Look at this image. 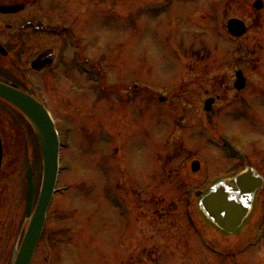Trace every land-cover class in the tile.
Wrapping results in <instances>:
<instances>
[{
	"label": "rangeland",
	"instance_id": "rangeland-1",
	"mask_svg": "<svg viewBox=\"0 0 264 264\" xmlns=\"http://www.w3.org/2000/svg\"><path fill=\"white\" fill-rule=\"evenodd\" d=\"M31 1L0 0L26 4L5 25L33 13L52 32L71 22L75 47L102 73L78 75L72 51L68 64L32 75L62 142L57 188H67L52 199L32 264H264V236L239 263L216 256L235 237L206 225L194 199L244 166L264 177V0L259 11L256 0H83L90 10L79 21L81 0ZM229 19L246 24L243 38L227 34ZM32 32L29 56L67 40ZM237 70L241 92L233 89ZM0 133V260L9 264L24 229L27 161L36 195L42 168L29 128L2 103Z\"/></svg>",
	"mask_w": 264,
	"mask_h": 264
},
{
	"label": "water",
	"instance_id": "water-1",
	"mask_svg": "<svg viewBox=\"0 0 264 264\" xmlns=\"http://www.w3.org/2000/svg\"><path fill=\"white\" fill-rule=\"evenodd\" d=\"M262 4L256 1L253 8L260 10ZM23 9L22 5H15L11 7H0V13L11 14ZM227 31L233 37L239 38L246 32V28L242 22L238 20H230L226 25ZM0 54L6 53L0 47ZM50 63V58L47 56L41 61H36L32 64L34 69H41L46 64ZM244 79L241 72H236V81L234 88L242 90L244 88ZM0 99L13 107L26 121L31 128L41 154L42 159V177L38 193V197L34 203V180L32 174L31 162H28L27 167V194L25 207V222L27 226L20 244L15 247L12 260L10 264H31L33 255L38 245L39 239L43 232L46 212L50 205L58 176V157H59V140L54 125L43 106L33 99L29 94L19 92L18 90L0 84ZM164 102V99H160ZM209 100L205 102V111H209L211 103ZM223 144L227 147L229 153L233 156L239 154L235 152L232 147L223 140ZM2 158V149L0 142V165ZM193 172L198 171L199 163L193 162L191 164ZM250 173L239 176L235 179V185L240 190V194L235 195L237 203H240L242 194H246L250 190L249 182L252 179L249 177ZM259 182L254 184L257 188ZM248 189H247V188ZM254 188L251 187V190ZM224 187L222 183H218L213 187V190L201 199V206L206 215L213 221V223L220 229L226 232H232L240 223L243 213L237 212V207L232 208L233 204L227 203L228 195L224 194ZM202 193L197 192L196 197H200ZM234 201V200H233Z\"/></svg>",
	"mask_w": 264,
	"mask_h": 264
},
{
	"label": "flooded vegetation",
	"instance_id": "flooded-vegetation-1",
	"mask_svg": "<svg viewBox=\"0 0 264 264\" xmlns=\"http://www.w3.org/2000/svg\"><path fill=\"white\" fill-rule=\"evenodd\" d=\"M31 3L28 5L29 7H32L34 5V3L33 4ZM80 3H81L80 5L81 12L79 13L78 21L82 20V13L86 14L90 10L89 7H87V5L83 3V0H81ZM20 13L15 15H0V45L7 53L6 56L0 55L1 84L13 86L25 92L35 93L38 84L36 85V83L32 79V75L36 74L39 76H43L45 74L53 73L56 70V68L59 67L60 62L63 64H66L68 62L67 57H69L72 51H73L72 60H71L72 64L70 67H72L74 71L77 72L78 75L82 74V76H84L85 74H89L90 76H93L95 78L97 75L100 74V69L98 68L97 64L85 58L84 51L81 48V44H80V50H78L75 47L78 39L76 35H74V33L72 32V28L70 27V25L74 28L76 26L71 22L67 23L66 26L60 28L63 33L61 37H60V33H61L60 29L56 30L57 32L54 34L57 40L63 38L67 39L65 40V42L61 44V42L56 41L55 45L54 44L52 45L53 48L43 49L41 51L37 50L36 53L34 52L32 56H29V53L32 52L30 48L33 46L30 45L29 42H28L29 45L28 46L26 45L28 40V38H25L26 32L31 30V32L34 31L32 32L33 34L36 33L37 31L45 30L49 33L46 35L52 36V29L46 28L47 22L38 23L36 21L37 13L36 14L33 13L30 16L28 15V17L25 19L24 22L12 21L13 22L12 24L5 25V23H7L6 18L8 19L15 17L17 18L19 15H21ZM50 53H51V61H52L51 65L49 66L46 65L40 70H34L32 68V63L35 60H37L41 56L49 55ZM27 57L30 58L28 61H26ZM247 169H250L255 173V170L252 169L251 167L244 166V168L236 172L233 177L227 178L226 193H230V194L238 193L235 185L231 182V180L236 175L246 171ZM261 178H262V186L251 193H247L249 194L248 196L242 197L243 202L241 204V209L244 211L248 210V213L242 219L240 226L234 232L228 233L221 231L218 228H216L214 225H212L204 217L205 222L209 224V226L212 225L216 230H218V232L225 239L235 237V244L232 247L233 249L230 250V248H228L227 250H222L223 261L234 259L233 262L239 263L241 261L240 258L243 257V255L241 254V247L243 242L242 239H240L239 237L241 235L243 236L248 235V237L252 238L255 233L260 232L262 224L260 220L256 217L254 209L255 207L257 209L259 205L264 203V177ZM0 264H4V260L3 261L0 260Z\"/></svg>",
	"mask_w": 264,
	"mask_h": 264
}]
</instances>
